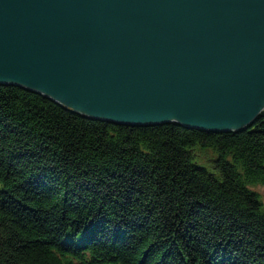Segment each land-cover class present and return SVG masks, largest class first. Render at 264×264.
<instances>
[{
    "label": "trees",
    "instance_id": "trees-1",
    "mask_svg": "<svg viewBox=\"0 0 264 264\" xmlns=\"http://www.w3.org/2000/svg\"><path fill=\"white\" fill-rule=\"evenodd\" d=\"M257 185L264 111L129 125L0 83V264H264Z\"/></svg>",
    "mask_w": 264,
    "mask_h": 264
},
{
    "label": "water",
    "instance_id": "water-1",
    "mask_svg": "<svg viewBox=\"0 0 264 264\" xmlns=\"http://www.w3.org/2000/svg\"><path fill=\"white\" fill-rule=\"evenodd\" d=\"M0 83L129 125L264 111V0H0Z\"/></svg>",
    "mask_w": 264,
    "mask_h": 264
},
{
    "label": "rangeland",
    "instance_id": "rangeland-1",
    "mask_svg": "<svg viewBox=\"0 0 264 264\" xmlns=\"http://www.w3.org/2000/svg\"><path fill=\"white\" fill-rule=\"evenodd\" d=\"M206 154H202L201 156L202 157H206L205 156ZM207 156L209 157V156H211V154H207ZM254 191H256V192H258L259 194H260V196H261V198H262V201H263V203H264V186H262V185H257V186H253V187H251Z\"/></svg>",
    "mask_w": 264,
    "mask_h": 264
}]
</instances>
